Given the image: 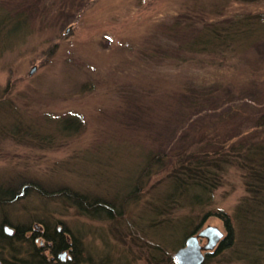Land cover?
<instances>
[{
  "label": "rangeland",
  "instance_id": "1",
  "mask_svg": "<svg viewBox=\"0 0 264 264\" xmlns=\"http://www.w3.org/2000/svg\"><path fill=\"white\" fill-rule=\"evenodd\" d=\"M16 7L26 23L0 27V231L20 226L30 239L35 224L61 226L80 264H176L204 226L224 238L221 211L234 245L202 264H264L236 220L246 194L236 165L210 193L169 175L189 152L264 138V126L248 132L264 107L263 28L245 50L194 57L175 46L200 21L180 22L179 37L171 23L192 11L213 24L264 21V0H0V17ZM82 198L112 208L83 209ZM29 239L0 237L3 264H30L41 238Z\"/></svg>",
  "mask_w": 264,
  "mask_h": 264
},
{
  "label": "trees",
  "instance_id": "2",
  "mask_svg": "<svg viewBox=\"0 0 264 264\" xmlns=\"http://www.w3.org/2000/svg\"><path fill=\"white\" fill-rule=\"evenodd\" d=\"M195 5V3L193 4ZM191 6V8L193 7ZM199 6V4H197ZM191 8L189 9L191 11ZM17 11L5 13L0 17V27H4L7 24L12 23L13 28L21 27L26 23L25 15L18 7ZM184 20L181 21L177 16L171 23L173 34L179 37L183 34L184 30H179L182 25L180 22H184L185 29L192 28L195 21L199 23L198 30H193V34L187 32V39H184L182 43H178L180 46H175L176 49L185 50L189 55L194 57L200 52H218L225 55L230 48H237L241 46L245 50L247 46L256 39H260L261 34L259 28L264 30V21L261 18L250 17L249 13L244 15H236L231 19L220 21L219 23L203 22L204 17L198 13L192 11V14L184 12ZM203 18V19H202ZM203 22V23H202ZM180 25V26H179ZM186 33V32H185ZM184 33V34H185ZM172 34V36H173ZM183 39V38H182ZM174 47V46H173ZM178 51V50H177ZM220 64V62H219ZM254 124L248 129V132L255 130L257 127L264 126V107L261 113L256 116ZM67 120V119H66ZM154 160V159H153ZM175 164V170L172 174L175 179L176 185L185 188L193 187L199 190V193H210L215 187L220 184L223 177V172L226 167L236 165L242 172V179L245 187V195L236 208V220L243 226L244 235L246 236V244L248 247L264 252V138L252 137V140L239 142L231 140L230 142L220 144V147L210 148L209 150H198V152H189L177 158ZM181 191V189H179ZM64 192V191H63ZM13 191L10 190V199L14 198ZM66 195H76L65 192ZM182 193V192H181ZM180 195H183L182 193ZM187 193V192H186ZM194 193V192H193ZM191 194L195 199H199L200 195ZM8 198V197H7ZM4 200V199H3ZM6 200V199H5ZM80 207L87 209L88 206H93L96 203H100L104 208H112L108 201H98L93 198V201H87L85 199H79ZM179 200V199H177ZM176 200V201H177ZM217 216L224 219V225L227 228V233L224 238L221 239L213 250L205 254V261L212 260L216 256H221L225 250L234 245L235 234L234 227L232 226L233 219L225 212H217ZM235 220V219H234ZM201 223L198 222L197 226H194L196 231L200 228ZM25 228L18 226V228L12 229L11 234H7L3 228L0 231V237H2L6 244L10 245L15 241H24L29 239L25 235ZM54 229L55 237L58 239V244L65 243L64 233ZM33 236H30V241L33 242ZM53 240V237H51ZM56 247H53L55 249ZM35 252V251H34ZM32 252V256L36 259L33 260L36 264H45V257L38 255L37 252ZM15 256V255H14ZM13 257V255H12ZM40 257V258H39ZM14 263V262H13Z\"/></svg>",
  "mask_w": 264,
  "mask_h": 264
},
{
  "label": "flooded vegetation",
  "instance_id": "3",
  "mask_svg": "<svg viewBox=\"0 0 264 264\" xmlns=\"http://www.w3.org/2000/svg\"><path fill=\"white\" fill-rule=\"evenodd\" d=\"M36 228V229H35ZM4 229L7 231V226H4ZM57 231H62L61 226L56 227ZM54 230L49 234L48 229L44 230V227L42 224H35L34 227L29 230V235L33 236V240H41L39 241L41 246L40 247H34L33 251L39 252L38 255H43L45 257V264H80V261L78 260V254L75 244V238L71 237V235L67 232V230L63 231L64 237H65V243L58 244V239L55 237V234H53ZM12 228L8 230L6 233L11 234ZM29 236V237H30ZM53 237V240L51 239ZM43 240L47 241V244H43ZM53 247H56L53 249ZM47 251V252H46ZM48 253L47 255H44V253ZM42 256V257H43ZM40 258V257H39ZM36 258L33 257L32 261H30V264H36L33 260ZM50 259V260H49ZM53 261V263H52ZM0 264H3V260L0 259ZM87 264V263H85Z\"/></svg>",
  "mask_w": 264,
  "mask_h": 264
},
{
  "label": "water",
  "instance_id": "4",
  "mask_svg": "<svg viewBox=\"0 0 264 264\" xmlns=\"http://www.w3.org/2000/svg\"><path fill=\"white\" fill-rule=\"evenodd\" d=\"M35 66L30 69L32 73ZM223 232L214 225L204 226L195 234L187 236L184 244L174 253L176 264H202L205 252L213 250V247L222 238ZM200 238H206V241L200 243Z\"/></svg>",
  "mask_w": 264,
  "mask_h": 264
}]
</instances>
